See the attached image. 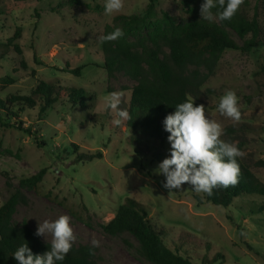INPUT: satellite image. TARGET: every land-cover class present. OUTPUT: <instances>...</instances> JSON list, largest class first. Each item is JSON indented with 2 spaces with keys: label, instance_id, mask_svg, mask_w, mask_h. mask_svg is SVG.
Returning a JSON list of instances; mask_svg holds the SVG:
<instances>
[{
  "label": "rangeland",
  "instance_id": "obj_1",
  "mask_svg": "<svg viewBox=\"0 0 264 264\" xmlns=\"http://www.w3.org/2000/svg\"><path fill=\"white\" fill-rule=\"evenodd\" d=\"M156 17L169 11L177 20L196 10L200 16L203 0H156ZM149 0H124L120 12H104V0H0V44L20 29L18 54L10 48L0 59V79L11 84L0 90V98L30 94L40 80L63 86L83 87L89 92L87 105L58 101L44 114L39 108L20 116L25 126L40 130L47 143L39 147L19 127L0 121V206L13 193L20 179L47 168L41 192L25 189L28 204H19L13 216L16 224L24 218L37 229L39 222L61 215L70 218L74 243L91 245L99 241L96 260L100 264H153L140 253L139 241L130 233L110 234L104 226L111 221L127 197L148 207L149 218L163 230L172 250L202 264L204 257L217 253L224 259L213 264H264V212L250 213L243 201H264L263 197H240L229 207L199 203L190 184L169 191L157 173L158 157L169 155L168 140L161 143L136 135L115 110L106 108V98L120 95L126 108L136 82L123 73L109 76L103 67V36L107 24L118 14L143 15ZM256 13L264 28V0H248L243 6ZM217 23L221 21L217 18ZM237 45L244 40L224 26ZM83 66L80 75L70 70ZM264 67V42L251 51L227 49L214 73L201 88L199 104L205 115L222 127V138L235 144L241 159L264 182V87L259 72ZM2 83H0L1 85ZM234 91L241 118L223 116L218 103L223 94ZM8 124L13 120L6 121ZM79 151H101L103 157L91 162L77 160ZM253 196V195H252ZM51 242V235L41 236Z\"/></svg>",
  "mask_w": 264,
  "mask_h": 264
},
{
  "label": "trees",
  "instance_id": "obj_2",
  "mask_svg": "<svg viewBox=\"0 0 264 264\" xmlns=\"http://www.w3.org/2000/svg\"><path fill=\"white\" fill-rule=\"evenodd\" d=\"M247 2L243 0L231 20L217 23L201 19L196 10H192L190 16L182 20H177L165 9L162 10V17H156L157 2L149 0L143 15L118 14L112 23L106 25L103 36L116 28L124 32L123 37L117 40L103 41V67L109 76L123 73L136 82L125 108L128 118L124 120L136 135L165 142L169 135L163 129L165 116L186 100H194V105H200L201 88L214 73L223 53L227 49L249 52L258 43L264 42V28L257 14L250 17L243 9ZM212 11L215 14L218 9ZM224 26L233 29L244 40L241 46L234 42ZM19 37L20 29L7 44H0V59L9 53L10 48L18 54L22 53L21 45L16 41ZM82 69L83 66H79L70 71L80 75ZM259 74L264 87V67ZM12 82L10 77L0 79V90ZM88 96L89 92L83 87L40 80L30 94H11L0 98V121L3 125L21 128L34 138L39 147H43L47 143L40 130L25 126L20 120L21 114L35 108L44 114L58 101L85 106ZM6 119L13 122L8 124ZM73 146L77 150L78 161L91 162L103 157L100 150L83 152L78 150V144ZM158 159L163 160L160 156ZM236 159L239 167L237 183L227 188L216 187L211 195L205 192L196 194L199 203L207 202L226 208L240 197L264 196V182L240 156ZM261 163L264 164V161ZM46 173L47 168H43L34 175L20 179L13 193L0 206V264H18L12 255L25 243L34 254H43L49 249L51 242L36 236V229L29 225L26 218L21 224L13 220L17 206L29 203L24 190L40 193ZM247 202L243 201V205L245 208L246 205L251 206L250 213L264 212V201L251 199ZM104 229L114 235L125 232L132 234L139 241L140 253L153 264H195L190 258L167 246L163 230L149 218L148 207L134 198H126ZM222 259L224 255L217 253L212 258L205 256L202 264H213ZM57 264L100 263L96 260V248L73 242L65 259Z\"/></svg>",
  "mask_w": 264,
  "mask_h": 264
},
{
  "label": "clouds",
  "instance_id": "obj_3",
  "mask_svg": "<svg viewBox=\"0 0 264 264\" xmlns=\"http://www.w3.org/2000/svg\"><path fill=\"white\" fill-rule=\"evenodd\" d=\"M243 0H203L200 5L201 19L214 22L231 20L237 13ZM124 7V0H104V12L111 16L120 12ZM218 11L214 14L213 9ZM121 28L99 37L101 42L113 41L123 37ZM120 95L112 93L106 98V108L115 110L119 117L115 123L119 125L128 118V112L119 107ZM221 115L238 122L241 112L238 97L234 91L223 94L218 103ZM163 129L169 135V155L159 162L157 173L164 176L162 186L169 190H180L184 183L193 186L196 192L211 195L216 187L227 188L237 183L239 167L237 157L242 153L239 148L226 142L222 136L221 125L205 115L203 105H194V100H186L175 106V110L165 116ZM52 239L49 249L43 254H34L27 243L19 246L12 257L18 264H57L63 261L72 248L75 236L70 225V218L61 215L53 221L39 222L36 236ZM99 246L97 239H92L91 248Z\"/></svg>",
  "mask_w": 264,
  "mask_h": 264
}]
</instances>
